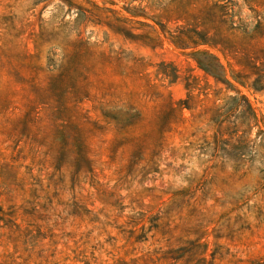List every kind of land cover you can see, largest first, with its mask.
<instances>
[{"label": "rangeland", "instance_id": "1", "mask_svg": "<svg viewBox=\"0 0 264 264\" xmlns=\"http://www.w3.org/2000/svg\"><path fill=\"white\" fill-rule=\"evenodd\" d=\"M74 1L95 21L132 19L130 38L106 26L82 28L122 55L80 83L85 98L75 111L88 162L77 161L70 130L61 136L49 89L57 71L23 72L29 81L0 113V204L19 227L0 231V264H264V0ZM77 14L44 0L28 13L26 33L40 31L38 17L55 33ZM192 47L216 55L233 87L206 77ZM174 66L179 78L170 84L159 71ZM233 97H245L256 124ZM181 101L190 109L179 110ZM225 103L241 105L225 129L235 126L243 138L237 149L214 141L211 117ZM136 113L135 125L117 130V119ZM205 160L223 165L206 198L200 190L175 195Z\"/></svg>", "mask_w": 264, "mask_h": 264}, {"label": "trees", "instance_id": "2", "mask_svg": "<svg viewBox=\"0 0 264 264\" xmlns=\"http://www.w3.org/2000/svg\"><path fill=\"white\" fill-rule=\"evenodd\" d=\"M44 0H0V113H6L13 105L12 97L18 95L20 86L27 83L29 80L23 74L25 71H36L44 68H52L57 73L50 76V91L57 96V106L54 110L56 118L63 121L61 136L65 138V133L71 131V149L74 151L77 161L88 162L85 153L84 141V122L77 120L76 109L82 103L81 94L83 89L80 83L88 81L90 75L97 67L111 65L113 62L119 64L122 62L121 51L117 52L112 49L106 50L103 42H91L89 37L82 35V28L87 25L106 26L114 35L128 40L130 37L125 33V24L132 20L124 17L114 16L113 23L110 18L105 21H95L92 19V11L84 5L76 4L74 0H60L62 5L77 10V17L73 20V24L61 23L58 26V31L55 33L44 32L46 27L44 22L38 17L40 31L38 33H26V29L33 26L29 21L28 13L39 3ZM88 4L91 1L85 0ZM93 5V4H92ZM95 6V5H94ZM45 7V6H44ZM42 7V9L44 8ZM34 15V14H33ZM140 22V21H138ZM131 34V33H130ZM159 40L160 37H154ZM146 45L147 41L141 39ZM151 47V45H149ZM56 49L58 51L56 52ZM197 66L204 72L206 77H210L215 83H223L229 88L233 87L227 75L226 67L220 62L218 57L208 49L192 47L189 53ZM165 79L170 78L169 83H174L178 78V69L173 67V71H159ZM184 87L187 91H191L194 87L186 81ZM72 95V98L67 97ZM242 99L246 104L249 117L256 124L257 118L254 109L247 102L245 97H233ZM178 109L188 108L186 103L180 102ZM241 105L238 103H225L215 109L214 115L211 117L213 125L217 127L214 136L215 143H223L229 145L233 149H237L235 143H240L242 137L238 135L235 126L231 131H225L228 126L227 116L231 113H236ZM175 107L172 104L169 106V112L174 111ZM31 111L34 112L33 109ZM75 112V113H74ZM163 117V123L168 124L169 113ZM28 113L29 110H28ZM103 117H110L107 113H103ZM80 118H83L80 116ZM111 118V117H110ZM140 114L128 116L124 119H117V130L126 132L127 129L135 125L140 119ZM116 120V119H115ZM110 122V121H109ZM107 121L106 124H109ZM231 128V127H230ZM229 129V127H228ZM162 132H165L162 130ZM260 135H264V131L259 129ZM69 134V133H68ZM225 137V138H224ZM68 147V143L66 144ZM260 146L264 149V140ZM219 150V149H218ZM220 150L226 152V149L220 147ZM204 153V152H202ZM217 151H213L211 156H217ZM209 160L201 161L198 165V170L193 172L191 178L187 179L188 186L185 189L179 190L175 195H189L197 191L202 192V198L205 199L208 193L206 185L214 180L218 172L222 170L223 165H213L208 163ZM234 171H238L239 167L234 165ZM15 232L19 230L15 222V213L13 210L7 209L0 204V231ZM3 233L0 234L2 236ZM85 264H90L88 261Z\"/></svg>", "mask_w": 264, "mask_h": 264}]
</instances>
